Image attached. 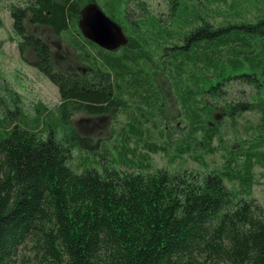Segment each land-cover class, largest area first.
I'll list each match as a JSON object with an SVG mask.
<instances>
[{"label":"trees","instance_id":"obj_1","mask_svg":"<svg viewBox=\"0 0 264 264\" xmlns=\"http://www.w3.org/2000/svg\"><path fill=\"white\" fill-rule=\"evenodd\" d=\"M135 2L30 0L9 9L19 50L35 53L60 102H37L27 115L19 95L0 86V264H18L26 245L31 264H264V209L249 199L253 167L264 172V133L204 174L151 170L147 157L167 147L180 155L211 153L223 118L257 110L264 120V9L254 22L215 26L199 0H168L171 22L164 26L143 3L137 6L144 19L129 20ZM83 3L98 4L128 44L109 52L84 39ZM26 20L65 41L87 69L54 73L48 47L26 34ZM161 72L179 107L165 146L144 138L152 130L162 135L155 81ZM232 82L253 88L252 101L223 103ZM76 110L128 118L117 156L96 153L103 164L80 173L68 164L72 153L97 146L74 129ZM141 143L145 155L137 152Z\"/></svg>","mask_w":264,"mask_h":264},{"label":"rangeland","instance_id":"obj_2","mask_svg":"<svg viewBox=\"0 0 264 264\" xmlns=\"http://www.w3.org/2000/svg\"><path fill=\"white\" fill-rule=\"evenodd\" d=\"M30 0H0V86L7 85L8 88L19 95L22 109L29 115L37 102H41L48 108H51L60 102L58 89L53 85L39 70V60L31 49L24 48L19 50L20 41L12 31V19L9 9L11 7H23ZM202 5L204 15L215 26L220 24L238 23L241 21L254 22L256 17L264 9V0H225V3H217L216 0H199ZM143 3L148 15L158 19L162 25L168 26L171 22L168 0H137L135 4L130 3L128 7L129 20L138 21L144 19L141 17V9L137 6ZM232 3H237L235 9L231 8ZM86 3L82 4V8ZM260 9V10H259ZM237 14V15H236ZM27 35H33L39 38L49 49L52 71H85L87 67L80 62L81 55L77 53L68 44L51 35L49 29L45 27L34 26L28 20L24 23ZM156 85L162 95V105L158 111L162 116L159 129L152 130L150 136L144 138L150 139L163 145L168 135L174 137L171 127L175 126L176 120H172L179 112L178 104L170 93V84L165 75L161 72L155 77ZM227 96L224 100L227 102H250L255 94L254 89L247 84L232 82L227 90ZM8 105H12L11 97L6 99ZM157 117L156 119H158ZM223 118L221 114H216L215 119ZM126 114L119 111H112L105 116L90 117L83 111H73L71 121L74 129L83 138H88L97 148L91 151L73 152L69 161L70 168L80 173L85 167L95 166L99 161L97 154L104 152L117 156V150L114 145L121 138V128L127 122ZM155 119V120H156ZM168 119V120H167ZM168 123V124H167ZM181 126H183L181 124ZM264 133V120L261 113L257 110L244 112L234 118H223L220 128V142L218 139L212 143L213 152H201L199 149L191 150L185 154H177L173 147H167L166 152H157L156 154H147L151 170L165 169L169 172L187 171L198 174L208 173L210 171L220 170L227 159L235 151L244 153L248 150L250 141H253L258 135ZM176 136V135H175ZM134 148V143H130ZM104 149V150H103ZM87 151L89 153H87ZM143 143L137 149L138 153L144 154ZM97 153V154H96ZM145 155V154H144ZM242 156L238 157V162L242 161ZM121 171L125 168L119 167ZM253 186L250 191L249 199L254 204L264 209V172L254 166L252 169ZM227 189L237 191V183L224 182ZM30 246L26 245L20 251L18 264H31L32 254L29 251ZM30 261V262H29Z\"/></svg>","mask_w":264,"mask_h":264},{"label":"water","instance_id":"obj_3","mask_svg":"<svg viewBox=\"0 0 264 264\" xmlns=\"http://www.w3.org/2000/svg\"><path fill=\"white\" fill-rule=\"evenodd\" d=\"M78 28L84 39L109 52L128 44L122 28L96 3H90L80 10Z\"/></svg>","mask_w":264,"mask_h":264}]
</instances>
